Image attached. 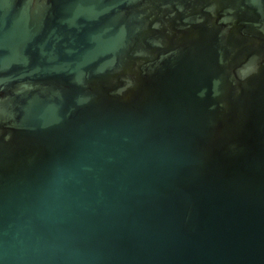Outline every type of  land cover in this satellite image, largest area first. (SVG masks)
I'll list each match as a JSON object with an SVG mask.
<instances>
[{
  "label": "water",
  "instance_id": "1",
  "mask_svg": "<svg viewBox=\"0 0 264 264\" xmlns=\"http://www.w3.org/2000/svg\"><path fill=\"white\" fill-rule=\"evenodd\" d=\"M0 264H264V0H0Z\"/></svg>",
  "mask_w": 264,
  "mask_h": 264
}]
</instances>
